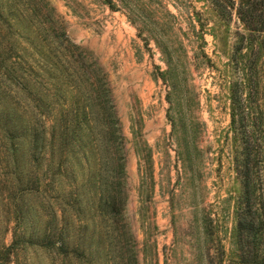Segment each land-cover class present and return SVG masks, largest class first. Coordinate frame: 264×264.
Segmentation results:
<instances>
[{
    "label": "rangeland",
    "instance_id": "obj_1",
    "mask_svg": "<svg viewBox=\"0 0 264 264\" xmlns=\"http://www.w3.org/2000/svg\"><path fill=\"white\" fill-rule=\"evenodd\" d=\"M112 3L0 0V72L23 61L31 83L27 101L0 99V126L19 137L7 171H21L32 188L21 193L18 174L0 177V264H237L233 84L252 106L262 144V225L249 248L264 264V33L246 30L240 0ZM256 4L261 13L264 0ZM161 38L184 62L175 87ZM94 63L109 91L114 151L110 122L93 108L102 102L88 92ZM35 134L55 139L53 147L42 150Z\"/></svg>",
    "mask_w": 264,
    "mask_h": 264
},
{
    "label": "trees",
    "instance_id": "obj_2",
    "mask_svg": "<svg viewBox=\"0 0 264 264\" xmlns=\"http://www.w3.org/2000/svg\"><path fill=\"white\" fill-rule=\"evenodd\" d=\"M256 1L257 0H240V5L237 11L240 21L250 34L264 33V9L260 10L261 13H258ZM105 3L110 9H115L112 0H105ZM133 7L135 8V6ZM135 11L137 12L136 8ZM222 11H224V13H228V10L226 9ZM222 11H218V14L223 17V14H221ZM168 14H166V16ZM128 17L131 23L136 25L135 20L130 18L129 15ZM168 43L169 41L166 38L155 40L156 46L165 56L164 61L168 66L166 75L169 77L168 79L171 80L170 83L173 85V87H175V82L177 81L178 77L177 68L180 69L184 67V62L182 61L181 57L177 56L173 58V56L167 52L169 45ZM21 62L20 60L14 62L9 60V64H6L3 71L0 72V93L4 95L0 96L1 100L9 99L11 95H15L17 98H19V100L27 101L26 97L23 99L21 96L25 95V92L28 90V87L31 83L27 81V76L25 72L22 71L23 67ZM76 66H74V68H76L79 76L81 77L84 66L80 62H77ZM17 70L22 72V82H20L19 85H16L14 82V76L18 73ZM90 73L93 80L90 84V89L88 92L95 101L102 102L100 105H93V108L95 109V115L98 116L103 114L110 122L108 123L109 125H106L108 135L110 136L107 143L108 148L114 151L118 146V137L116 127L111 122L112 118H114V113L110 106L109 91L106 86L105 75H103L102 68H100L95 63L90 67ZM242 84L238 86L241 89H243ZM235 86L236 84H233L232 87H230L229 131L232 135V143L234 146V170L236 175L240 178L242 186V198L237 208L235 227L236 241L238 245L237 247L240 251L237 264H261L258 259L259 252L257 251V248L255 247L253 248L254 250H251L249 247L252 244L251 240L252 242L257 241L259 237L257 235L260 232V224L262 225V221L259 218L260 210L258 208L260 177L258 172L255 170L258 159L261 156L262 144L259 140V136L257 135L259 129L257 126L258 123L251 117L252 106H250V104L243 99V94L241 93L242 91L235 89ZM33 100L38 101L36 99V95ZM26 107H29L28 104H26ZM97 123L100 124L99 121H97ZM3 127H5V130L1 131ZM8 128L9 126L7 123H3V125L0 126V177L7 181L9 176H16L18 174V179L20 180L18 187L21 189V193H30L32 190V188H29L30 182L26 183L28 180L26 182L22 181L24 176L22 175L21 171L16 170L15 174L7 171V169L13 165L12 162L15 164L18 161V149L16 148V145H13V141L19 138L18 136L15 137V135H12ZM54 140L55 139L46 140L42 134H35L34 136V143L41 145L42 150L47 147H53ZM62 145L66 147L69 145V142L64 140ZM36 150L37 149H35V151ZM28 157L29 156H26L25 154L22 161H28ZM26 172L27 171L25 170V178L30 180V176ZM13 179L15 178L13 177ZM17 240L18 236L16 232H14L12 244L8 247L4 246L3 249L6 251L12 250L15 247ZM47 242H49L50 245H55L54 242H51L49 238H47ZM41 245L44 246L45 244ZM62 245L63 244H61L60 247Z\"/></svg>",
    "mask_w": 264,
    "mask_h": 264
}]
</instances>
